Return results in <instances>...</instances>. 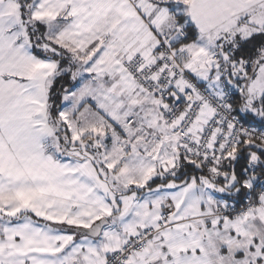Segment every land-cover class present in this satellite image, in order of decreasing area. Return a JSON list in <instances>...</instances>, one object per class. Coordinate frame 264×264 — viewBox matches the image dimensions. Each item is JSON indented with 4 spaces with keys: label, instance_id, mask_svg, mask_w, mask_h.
<instances>
[{
    "label": "snow or ice",
    "instance_id": "6c2138e0",
    "mask_svg": "<svg viewBox=\"0 0 264 264\" xmlns=\"http://www.w3.org/2000/svg\"><path fill=\"white\" fill-rule=\"evenodd\" d=\"M0 264H264V0H0Z\"/></svg>",
    "mask_w": 264,
    "mask_h": 264
}]
</instances>
